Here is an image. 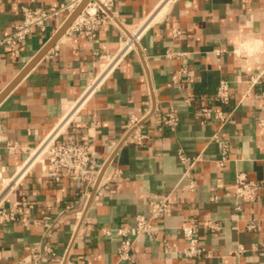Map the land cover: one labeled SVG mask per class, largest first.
Instances as JSON below:
<instances>
[{
  "label": "crops",
  "instance_id": "1",
  "mask_svg": "<svg viewBox=\"0 0 264 264\" xmlns=\"http://www.w3.org/2000/svg\"><path fill=\"white\" fill-rule=\"evenodd\" d=\"M70 3L0 0V38L20 22L22 6ZM112 12L115 21L94 38L66 32L38 59L67 12L16 48L0 46V192L17 180L4 203L16 219L0 224V264H35L45 247L55 256L39 264H264V0H117ZM135 32L137 48L88 93ZM222 80L227 103L217 97ZM71 110L60 139L89 143L98 199L68 174L55 182L40 161L18 179ZM170 111L178 118L173 131L164 123ZM133 117L142 119V144L129 136ZM179 153L193 163V188ZM240 174L259 192L237 217ZM163 197L170 212L153 220L157 233L131 236L130 259L121 260L119 230ZM42 213L56 224L50 237ZM183 224L194 226L202 257L182 256Z\"/></svg>",
  "mask_w": 264,
  "mask_h": 264
},
{
  "label": "built area",
  "instance_id": "2",
  "mask_svg": "<svg viewBox=\"0 0 264 264\" xmlns=\"http://www.w3.org/2000/svg\"><path fill=\"white\" fill-rule=\"evenodd\" d=\"M84 0H71V3L67 6L59 7H41V6H22L21 7V20L14 27L9 35L0 38V46L8 49H14L21 45L35 30L45 31L47 23L53 17L59 16L61 13L67 12V18L75 12ZM117 0H88L86 5L76 15L69 28L66 30L68 33L78 32L83 34L89 39L95 37L99 27L107 21H115L113 14V7ZM65 32V33H66ZM132 37H136V42L131 44ZM140 34L138 32L132 33L124 40L119 52L112 58L111 61L104 68L102 73L94 80L92 86L89 88L88 93L94 89L95 84L103 79L105 73L111 67L113 68L126 54L137 48ZM230 87L227 81L222 80L217 89V97L222 103H227L230 99ZM88 96V95H87ZM261 97L264 98V92ZM87 98V97H86ZM264 108V105H263ZM206 114H209L208 109L203 110ZM222 122L225 121L222 113H219ZM72 117V110L69 112L59 125L53 130L51 134L44 140V142L35 150L32 154V158L19 170L18 179L26 172L30 166L40 161L45 165V169H48L49 176L55 181L59 182L64 174L71 176L72 180L77 184L82 185L85 183L95 188V193L92 198L98 199L101 195L99 177L94 173L91 158L92 151L89 143H69L60 139L62 131L68 124ZM165 125L170 130H175L178 125V118L172 111L166 114ZM260 124L264 126V119L260 121ZM129 128L131 130L129 136L137 144H142L146 135L142 131V119L133 117L129 122ZM41 154L37 156V153ZM180 161L187 165V169L184 173V177L188 178L190 188H193V183L190 181L189 169L193 166V163L189 162L187 158L179 153ZM72 173V174H71ZM17 180H10L6 185H3L0 192V224L14 221L16 219L14 213L8 212L4 208V203L7 199L8 192ZM259 188L256 182L250 181L244 174L238 175L236 179L235 197L237 202L234 207L236 216L240 217L243 204H250L255 202L258 197ZM89 199L90 195H86ZM87 198V199H88ZM83 199V198H81ZM26 204V203H24ZM170 212V204L168 197L155 199L151 205L150 213L148 216L140 215L136 218V225L131 228H122L119 230V234L123 236L120 258L121 260L130 259V252L134 247V242L130 237L137 238L143 234L154 235L157 233L152 222L155 219L161 218ZM81 210L77 212L79 216V223L84 221ZM42 224L46 229V236L50 237L51 231L56 226L52 223L51 218L42 213ZM215 229V227H211ZM217 228V227H216ZM182 237L187 243V246L182 251V256L186 259H198L204 255L203 249L200 246V241L197 232L193 225H180L178 227ZM249 229H254V226H249ZM264 248V243L262 244ZM55 256L53 250L49 247H45L40 253L33 254L32 258L35 264L44 258H52Z\"/></svg>",
  "mask_w": 264,
  "mask_h": 264
},
{
  "label": "water",
  "instance_id": "3",
  "mask_svg": "<svg viewBox=\"0 0 264 264\" xmlns=\"http://www.w3.org/2000/svg\"><path fill=\"white\" fill-rule=\"evenodd\" d=\"M88 2V0H84L80 6L75 10V12L73 14H71L69 16V18L64 22V24L61 26V28L58 30V32L53 36V38L50 40V42L47 44V46L44 48L43 52L37 57L40 58V56H42L44 54V52L46 50H48L49 48H51L57 41L58 39L66 32V30L69 28L70 24L72 23V21L74 20V18L76 17V15L80 12V10L86 5V3ZM33 65V64H32ZM31 65V66H32ZM30 66H28L24 72H26L29 69ZM3 96V95H2ZM1 96V97H2ZM0 97V98H1Z\"/></svg>",
  "mask_w": 264,
  "mask_h": 264
},
{
  "label": "bare ground",
  "instance_id": "4",
  "mask_svg": "<svg viewBox=\"0 0 264 264\" xmlns=\"http://www.w3.org/2000/svg\"><path fill=\"white\" fill-rule=\"evenodd\" d=\"M168 1V0H167ZM140 34V33H139ZM136 37H131V39H130V41L132 42L131 44L133 45V43H135L136 42ZM39 154V153H38ZM38 156V155H37Z\"/></svg>",
  "mask_w": 264,
  "mask_h": 264
}]
</instances>
